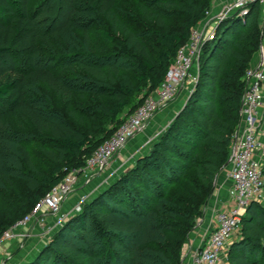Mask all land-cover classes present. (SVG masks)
<instances>
[{
  "label": "trees",
  "instance_id": "1",
  "mask_svg": "<svg viewBox=\"0 0 264 264\" xmlns=\"http://www.w3.org/2000/svg\"><path fill=\"white\" fill-rule=\"evenodd\" d=\"M96 1L103 14L109 16L117 26V30L121 27L124 37L99 29L98 35L115 43L116 47L95 55L82 43L68 53L75 62L73 70L78 72L80 69L84 75L98 81V93L110 98L109 102L102 104V111L109 115L112 128H102L99 131L101 139L95 142L85 131L46 117L26 100L23 87L30 80L43 82L66 103L75 100V95L72 88L52 69L35 68L34 58L39 50V42L47 40V36L39 34L36 22L27 13L24 2L0 0V117L22 115L32 124L37 139L50 156H55L53 151H59L61 155L52 173L40 175L46 186L45 193L34 201L33 206L63 181L72 169H83L95 150L161 85L179 47L187 42L191 29L205 17L208 9L207 4H202L204 10L191 11L182 32L149 28V33L163 46L158 58L154 59L147 44L134 30L127 25H119L118 16L112 12L113 0ZM257 8H252L249 17L256 14ZM249 17L245 26L250 25ZM157 18L164 25L162 18ZM255 20L256 16L251 25ZM238 21L242 23L240 18ZM230 37L227 33L226 39L231 40ZM259 48L260 42L254 50L259 51ZM206 49L202 50L199 75L190 97L155 142L152 151L140 156L128 172L120 175L108 189L93 197L79 213L71 216L54 234L48 249L27 264H74V257L86 259L89 264H99L94 256L98 245L102 246L104 264H122L127 261L136 264L140 244L137 240L146 229L144 217L156 209L159 199L162 200L164 185L178 180L186 170V162H180V156L186 158L193 153V150L185 151L183 147L191 146L194 149L195 174L203 185L216 179L222 167L229 162L231 138L240 122V97L244 90L240 77H243L251 60L248 59L246 67L242 63L241 68L245 67L243 74L241 69L239 75L234 77L235 83L226 88L224 79L230 74L235 51L231 46H223L216 52L211 48L210 53ZM16 53L23 55L30 68L33 67L28 74H17ZM123 59L133 65L136 84L122 76L124 64L118 62ZM143 92L145 94L141 96ZM226 102L229 103L223 110L222 106ZM177 143H183L184 146L175 150L176 154L167 156L166 152L172 151V147L179 145ZM21 150L29 167L38 173L32 154L25 146ZM33 206L20 218L29 213ZM192 216L186 220L188 230L195 224L196 214ZM20 218L4 227L0 223V237ZM241 228V236L233 245L230 255L231 264H264V204L258 201L250 205ZM150 241L152 248L147 250L150 263L177 264L178 254L174 258L162 257V250L155 247L156 250L153 246L159 243L158 237H152ZM179 263L183 264V260Z\"/></svg>",
  "mask_w": 264,
  "mask_h": 264
},
{
  "label": "rangeland",
  "instance_id": "2",
  "mask_svg": "<svg viewBox=\"0 0 264 264\" xmlns=\"http://www.w3.org/2000/svg\"><path fill=\"white\" fill-rule=\"evenodd\" d=\"M22 1L27 13L33 16L39 34L47 36V40L39 42V50L34 58L35 68L52 69L72 88L75 95V100L66 103L43 82L30 80L23 87L26 100L46 117L68 124L79 131H85L95 142L100 140L99 131L102 128L104 130L112 128L109 115L102 111V104L109 102L110 98L98 93V81L84 75L80 69L78 72L73 70L75 62L72 57L68 56V53L82 43L95 52V55L106 52L116 45L101 38L97 31L105 29L117 37H124L121 27L117 30L111 18L100 10L96 0ZM202 4L208 5L206 15L193 28L206 24L205 36L215 32L212 38L205 41L203 48L207 47L206 50L210 53L211 48H214L216 52L223 46H231L235 51L231 59L230 74L224 79V86L230 88L235 83L234 77L238 76L242 69V63L246 64V67L249 63L248 59L252 62L258 56V51L254 48L259 42L261 44L264 28V15L259 7L256 14L249 17L250 25L245 26V22L242 21L240 24L237 17L224 19L221 22L216 21L214 0H113L111 5L112 12L120 20L119 25H127L134 30L147 44L153 58L157 59L163 46L149 33V28H159L167 32H182L186 22L190 19V12L204 10ZM157 16L162 18L164 25L159 23ZM255 16V23L251 25ZM225 33L231 35V40L226 39ZM16 57L18 60L17 74H28L33 67L30 68L26 63V58L20 53H16ZM118 63L124 64L122 76L136 84L133 65L126 59ZM198 75L199 64H195L176 97L179 98L177 105L182 103L181 107L170 112V116H164L163 123L153 129V132L149 128L126 145L113 157L103 173L93 178H89L92 172L86 176L82 172L74 171L77 169H72L68 173L67 177L76 174L77 180L73 185V192L64 201L63 212L71 215L74 211L79 213L87 202L108 189L120 175L128 172L140 156L152 151L155 142L161 138L184 107L195 87ZM144 94L145 92L141 96ZM228 103L222 106L223 110H226ZM177 144L179 145L172 147V151L166 152L167 156L176 154L175 150L184 146L183 143ZM22 146H25L32 154L38 173L29 167L22 153ZM183 149L190 152L193 150V153L186 158L180 156V162H186V170L178 180L164 185L165 194L162 200L159 199L160 203H157L156 209L144 217L146 229L137 240L140 244L136 264H152L147 256V250L152 248V243H150L152 237H158L159 243L153 246L162 250L160 252L162 257L174 258V255L178 254L177 264H180L181 260L188 258L187 252L190 249L199 248L211 233L213 219L209 216L210 201L215 192L221 191L224 189L222 186L227 185V179L224 180V177L229 176L230 168L228 164L224 165L212 183L203 185L196 178L194 149L191 146H185ZM53 153L55 156L51 157L42 147L34 127L22 115L8 114L0 117V223L3 227L30 210L34 201L45 193L46 186L40 175L52 173L61 157L59 151H53ZM88 179L91 180L88 181ZM84 197L86 199L82 202ZM80 203L83 205L80 206V210H77ZM261 203L264 204V201ZM193 214H196L195 224L192 229L188 230L186 220H190ZM241 230L240 226L233 235L220 264H231L230 255L233 245L241 236ZM56 232L57 230L46 238L27 239L23 248L18 246L12 248L11 244H1L0 264L4 261L5 264H27L33 261L48 249ZM19 250L22 254L17 253ZM11 254H16L15 259L18 256L16 261L11 259ZM94 256L99 264L105 263L101 245L97 246ZM72 260L74 264H89L88 260L82 258L74 257ZM122 264L130 263L127 261Z\"/></svg>",
  "mask_w": 264,
  "mask_h": 264
},
{
  "label": "built area",
  "instance_id": "3",
  "mask_svg": "<svg viewBox=\"0 0 264 264\" xmlns=\"http://www.w3.org/2000/svg\"><path fill=\"white\" fill-rule=\"evenodd\" d=\"M214 6V18L218 22L237 17L246 23L255 6L264 15V0H214ZM206 26L191 29L187 42L179 47L161 85L95 150L85 167L75 172H82L86 176L92 172L89 178L103 173L113 157L143 133L155 115L177 97L194 65L199 64L205 41L215 34L212 32L205 36ZM242 81L244 90L240 122L233 136L228 162L230 204L217 212L216 225L203 244L187 252L190 264H220L250 205L264 199V166L258 157V153L264 149V142L259 136L264 110V28L258 56L247 67ZM76 180V174L66 177L40 198L29 213L3 232L0 245L16 244L23 248L27 239L46 238L61 228L77 212L74 211L72 215L63 212L64 201L73 192ZM82 205L80 203L77 210ZM1 264H5V261Z\"/></svg>",
  "mask_w": 264,
  "mask_h": 264
},
{
  "label": "crops",
  "instance_id": "4",
  "mask_svg": "<svg viewBox=\"0 0 264 264\" xmlns=\"http://www.w3.org/2000/svg\"><path fill=\"white\" fill-rule=\"evenodd\" d=\"M178 99L179 98L174 99L166 108H164L161 111H159L155 115V117L152 119V121L150 122V124H149V126L147 127L146 130H148L150 128V131L153 132V129H156L158 126H160L163 123V121L165 120L164 116L168 117V116H170V112L172 113V112L178 110L177 108H180L181 104H182V103H180L179 105H177V102L179 101ZM259 136H260L261 141L264 142V110H263V120H262V123H261V131H260ZM134 139H132L131 141H133ZM130 142L128 144H130ZM258 157L260 158L261 162L264 164V149L261 150L258 153ZM225 179H227V185H223L222 188H224V189H222L221 191L219 190V191L215 192L213 198L210 201V205H209V207H210V211L209 212L210 213H209V216H211L212 219H213V222H212V225H211V230L216 225V214H217V212L220 209H222V208L228 207L229 204H230L229 194H228V188L230 186V178L228 176L226 178L224 177V180ZM262 201H264V199L261 200L260 202H262ZM11 245H12V248H16L17 247L16 244H11ZM17 253L18 254H22V253H20V250ZM11 256H12L11 259H13V261H16V259L18 258V256H17V258L15 259L16 254H11ZM183 264H190L189 258L184 260Z\"/></svg>",
  "mask_w": 264,
  "mask_h": 264
}]
</instances>
